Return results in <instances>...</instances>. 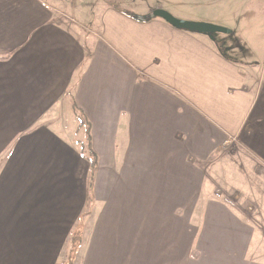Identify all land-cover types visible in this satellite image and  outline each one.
I'll return each mask as SVG.
<instances>
[{"label":"crops","instance_id":"crops-1","mask_svg":"<svg viewBox=\"0 0 264 264\" xmlns=\"http://www.w3.org/2000/svg\"><path fill=\"white\" fill-rule=\"evenodd\" d=\"M79 8L0 0V264H64L78 226L76 264H264L255 227L204 187L233 144L264 164V68L229 54L263 27L233 44Z\"/></svg>","mask_w":264,"mask_h":264},{"label":"rangeland","instance_id":"rangeland-1","mask_svg":"<svg viewBox=\"0 0 264 264\" xmlns=\"http://www.w3.org/2000/svg\"><path fill=\"white\" fill-rule=\"evenodd\" d=\"M81 2L83 8H79V11L87 20L89 15H95L105 4L116 6V9L125 10L137 17L150 16L154 11L162 10L181 21L230 28L233 33L229 36L221 33H217V36L226 37L227 41H230L229 37H233V44L238 41L236 34L243 32L239 29L243 30L245 26L251 25L254 29L256 26H262L261 33L264 35V0H79V4ZM77 22L81 24L80 21ZM85 27L92 30L94 25L85 24ZM236 46L238 52L234 50L229 53L234 59L246 64L253 63L260 69L264 68V39L253 42L248 39L239 40ZM249 50L251 55L243 58L241 54ZM71 125L74 128V124ZM76 138L81 142L86 141L84 129L76 133ZM216 160L213 166L207 169L205 191L222 197V200L233 206L255 227V256L264 261V164L236 144L225 149ZM82 235L83 232H80V237ZM79 239L83 242V237ZM81 246L82 243H78V249L71 262L67 256L64 264H76Z\"/></svg>","mask_w":264,"mask_h":264},{"label":"trees","instance_id":"trees-1","mask_svg":"<svg viewBox=\"0 0 264 264\" xmlns=\"http://www.w3.org/2000/svg\"><path fill=\"white\" fill-rule=\"evenodd\" d=\"M126 14L135 20H141L142 19L141 17H137L130 12H126ZM0 59H4V58H0ZM76 117H77L78 122H79V129H81V128L87 129L86 130V134H87L86 141L81 143L80 154L89 163V166H90L89 188H90V190H92L93 186H94V182H95L97 168H98V158H97V154L93 150V146H92L91 124L83 117L82 113L79 111L77 112ZM80 232H81V227L78 226L74 229V232L72 233V237H71V241H70V245H69V250H68V255H67L68 259H70V262H71V258L74 257L76 250L78 249L77 248L78 243H79V245L82 243V239H79V238H82V237H80Z\"/></svg>","mask_w":264,"mask_h":264},{"label":"water","instance_id":"water-1","mask_svg":"<svg viewBox=\"0 0 264 264\" xmlns=\"http://www.w3.org/2000/svg\"><path fill=\"white\" fill-rule=\"evenodd\" d=\"M148 18H158L165 21L167 24L172 26L175 29L188 31L192 33H199V34H206L213 36L214 34L221 33V34H230L231 30L217 26L211 25L206 23H193V22H186L178 20L168 13L162 10L154 11Z\"/></svg>","mask_w":264,"mask_h":264}]
</instances>
